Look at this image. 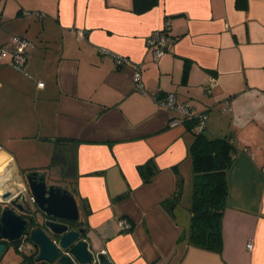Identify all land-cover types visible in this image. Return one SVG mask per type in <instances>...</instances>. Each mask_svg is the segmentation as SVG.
Instances as JSON below:
<instances>
[{
	"label": "crops",
	"instance_id": "0c3cea01",
	"mask_svg": "<svg viewBox=\"0 0 264 264\" xmlns=\"http://www.w3.org/2000/svg\"><path fill=\"white\" fill-rule=\"evenodd\" d=\"M0 13V199L46 174L75 192L81 227L111 264H264V0H160L141 14L134 0H0ZM166 23L171 43L156 59L147 40ZM17 39L29 42L22 69ZM166 93L237 151L221 254L180 243L195 136L160 105ZM180 178L172 216L163 203Z\"/></svg>",
	"mask_w": 264,
	"mask_h": 264
},
{
	"label": "water",
	"instance_id": "95a60500",
	"mask_svg": "<svg viewBox=\"0 0 264 264\" xmlns=\"http://www.w3.org/2000/svg\"><path fill=\"white\" fill-rule=\"evenodd\" d=\"M25 179L27 190L1 195L0 259L23 241L37 251L24 254L20 264H111L81 227L75 192L50 185L44 173H29Z\"/></svg>",
	"mask_w": 264,
	"mask_h": 264
},
{
	"label": "trees",
	"instance_id": "16d2710c",
	"mask_svg": "<svg viewBox=\"0 0 264 264\" xmlns=\"http://www.w3.org/2000/svg\"><path fill=\"white\" fill-rule=\"evenodd\" d=\"M159 1L134 0V11L140 14L148 12L156 7ZM237 6L245 8L246 0H237ZM18 40L20 39L16 40L17 46ZM199 116L206 115L194 113L191 119L185 118L183 120L190 122L189 130L194 133L195 139L190 148L193 182L192 201L188 211L191 218L189 229L181 237L180 243L186 241L188 246L221 254L223 250L222 219L227 208L229 195L228 174L237 151L230 138L208 137L205 134L206 124L204 131L198 132V127L201 124ZM152 167V164H148L140 170L147 183L151 181L153 176ZM183 193L184 180L180 178L175 194L163 203V207L172 216L175 215L177 208L182 205ZM20 243L17 242L13 246L18 250Z\"/></svg>",
	"mask_w": 264,
	"mask_h": 264
},
{
	"label": "built area",
	"instance_id": "2783aa9c",
	"mask_svg": "<svg viewBox=\"0 0 264 264\" xmlns=\"http://www.w3.org/2000/svg\"><path fill=\"white\" fill-rule=\"evenodd\" d=\"M0 21H1V13H0ZM170 27L169 24L166 23L164 26V29L161 31L154 32L147 40L148 46L153 50V54L156 57V59H160L164 54L166 53L170 43H171V35H170ZM18 46L15 49L14 53L12 54V57L14 59V64L18 69H22V67L25 65L27 60L26 55V48L29 46V42L26 39H20L18 40ZM6 51H2L1 58H5L7 56ZM116 61L118 64L123 65L126 60L120 56H115ZM136 81L138 83V88L143 89V85L141 84V75L140 73H136L135 75ZM215 79L212 80V85H214ZM39 87H43L44 84L40 83L38 85ZM160 105L165 108L168 111H174L181 115L182 121L185 118L191 119L193 116L192 109L185 105L178 102L177 97L174 93H166V94H160V96L156 97ZM198 118V116H196ZM201 120V124L198 127V132L204 131L205 123H206V116H199ZM181 123L180 120L174 119L171 122V126L175 127ZM128 222L126 220H120V228L122 231H124L127 226ZM24 247L25 244L22 241L18 247V251L21 253H24ZM253 247L252 242L250 241L247 245V249L251 250Z\"/></svg>",
	"mask_w": 264,
	"mask_h": 264
},
{
	"label": "rangeland",
	"instance_id": "374dc122",
	"mask_svg": "<svg viewBox=\"0 0 264 264\" xmlns=\"http://www.w3.org/2000/svg\"><path fill=\"white\" fill-rule=\"evenodd\" d=\"M192 175H193V173H192ZM192 181H193V179H190V187L188 188H186V199H185V204L186 203H188V195H189V197H190V199H191V191H192ZM184 203H182V205H183ZM28 250H29V245L28 244H26L25 245V247H24V253H21V252H19L16 248H15V246H10L9 247V249H8V251H6V253L4 254L5 256L3 257V259H2V263H0V264H18L21 260H22V257H23V255L24 254H28L29 252H28Z\"/></svg>",
	"mask_w": 264,
	"mask_h": 264
},
{
	"label": "flooded vegetation",
	"instance_id": "af4514ba",
	"mask_svg": "<svg viewBox=\"0 0 264 264\" xmlns=\"http://www.w3.org/2000/svg\"><path fill=\"white\" fill-rule=\"evenodd\" d=\"M37 248L34 245H29V255L36 253Z\"/></svg>",
	"mask_w": 264,
	"mask_h": 264
},
{
	"label": "bare ground",
	"instance_id": "6f19581e",
	"mask_svg": "<svg viewBox=\"0 0 264 264\" xmlns=\"http://www.w3.org/2000/svg\"><path fill=\"white\" fill-rule=\"evenodd\" d=\"M1 200V199H0Z\"/></svg>",
	"mask_w": 264,
	"mask_h": 264
}]
</instances>
